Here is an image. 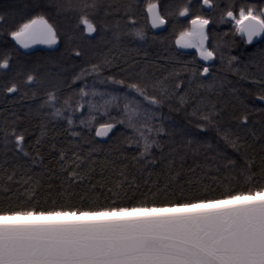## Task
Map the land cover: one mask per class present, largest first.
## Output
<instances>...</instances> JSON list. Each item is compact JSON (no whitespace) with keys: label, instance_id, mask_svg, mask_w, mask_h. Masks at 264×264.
I'll return each instance as SVG.
<instances>
[{"label":"trees","instance_id":"16d2710c","mask_svg":"<svg viewBox=\"0 0 264 264\" xmlns=\"http://www.w3.org/2000/svg\"><path fill=\"white\" fill-rule=\"evenodd\" d=\"M39 2L41 7L36 8L37 0H0V14H5V22L0 23V53L10 52L12 56L8 74L27 82L24 73L36 68L33 74L45 82L42 86L28 82L29 86L22 87L18 93L0 94V125L15 122L19 127H27L28 139L35 144L40 136V125L46 123L36 109L47 91L56 88L63 99L78 95L80 87L85 83L91 86L94 81L95 87L102 90L107 85L100 83L101 78L111 75L126 81L129 77L163 81L167 86L168 102L154 109L159 113L154 122L163 124L165 131L159 136L161 147H154L150 156L141 157L133 145L124 142V137L117 139L113 133L107 140L95 138L94 145L87 144L86 139L95 137V127L88 134L79 125L78 116L76 125L69 132H65L66 121L47 123V137L37 146L42 163L32 164L30 157L25 158L26 163L18 161L11 151L5 153L4 145L0 143V160L4 161L3 169L7 170L6 173L0 170V201L30 202L38 208L53 204L87 206L113 202L131 207L140 206L139 202L147 199V206L151 207L153 199L167 201L199 195L206 186H209L206 189L209 195H216L227 184L225 176L231 179L248 159H253V170L258 169L264 157V101L259 99L264 91L258 84L264 74V57L261 55L264 40L244 43L239 34L234 35L229 20L217 22L226 4L234 3L238 9L241 4L249 3L248 0H213L220 4L218 9H209L193 0L190 10H199L209 18L207 44L219 46V52L223 53V59L218 53L211 64L203 63L196 52L179 49L175 43V37L188 26L187 20L179 18L173 31V24L167 22L171 17L165 15L167 25L164 32L149 30L143 41L128 35L124 25L129 14L143 24L148 0H96L98 6L92 9L97 26L93 37L84 32L83 25L77 27L78 17L74 11L57 7L64 0ZM78 2L80 0H73V3ZM155 2L164 15L165 5L173 0ZM36 14L45 15L56 26L59 39L51 49L22 50L9 35L10 30H14L11 25L13 22L22 23ZM77 51L81 55L77 56ZM231 57L236 59L229 64ZM92 64L103 65L102 77L88 75L73 80L81 69L90 68ZM205 66L209 68L208 73L192 75L191 69ZM194 109L219 114L212 126L197 129L199 135L190 137L182 134L181 129H196L200 115L199 112L193 115ZM80 112L87 115V107L81 108ZM244 112L248 113V121L238 122L235 118ZM111 114L117 115V112L113 110ZM103 122L106 118L98 119L97 125ZM217 128L220 129L219 135ZM120 129L121 126L117 125L116 130ZM226 130L230 138L239 137L237 147H232L223 138ZM81 131L84 138L72 136V132ZM90 147L95 149L92 156L77 161L82 165L77 171L84 175V179L67 178L72 168L60 161L61 149L66 150L65 159L73 161V152L84 156ZM26 150L35 154L31 146ZM61 163H64L63 169ZM13 171L16 175L12 181H7V174ZM27 177L32 180L24 184ZM233 183L239 186L242 182ZM164 206L156 204L158 208Z\"/></svg>","mask_w":264,"mask_h":264},{"label":"snow or ice","instance_id":"6c2138e0","mask_svg":"<svg viewBox=\"0 0 264 264\" xmlns=\"http://www.w3.org/2000/svg\"><path fill=\"white\" fill-rule=\"evenodd\" d=\"M203 4L209 9L220 8V4L213 0H203ZM261 5H264V0L241 4L238 9L234 3H228L221 10L217 22L229 20L234 35L239 34L244 43L251 44L254 38L264 40V6ZM97 6L96 0L91 3L87 0L78 3L64 0L57 5L74 11L78 17L77 27L83 25L86 33L96 31L92 9ZM35 7H41L39 0ZM146 9L143 24L131 13L128 16L124 27L132 38L145 40L149 24L151 28L164 25L165 15L171 17L167 22L173 24V31L179 17L191 15L188 26L175 37V43L184 48H195L204 61L218 53L223 59L219 46L206 44L209 18L199 10L192 12L188 0H173L166 4L164 15L155 0H148ZM4 22L5 14H0V23ZM11 27L14 30H10L9 35L25 49L34 44L54 45L59 39L56 26L43 14L33 15L22 23L13 22ZM76 55L81 53L77 51ZM261 55L264 57V50ZM235 59L231 57L229 64ZM11 61L10 52L0 53V94L18 93L22 87L29 86L28 82L37 86L45 83L33 74L36 68L24 73L27 82L10 76L7 70L12 67ZM102 68L101 64H92L90 68L81 69L73 80L88 75L102 77ZM191 72L195 77L198 72L208 73L209 68H193ZM100 83L107 87L101 90L95 87V81L91 86L85 83L79 88L78 95L63 99L58 89L47 91L36 109L46 123L40 125V136L35 144L28 139L27 127H19L15 122L0 125V143H3L5 153L11 151L18 161L25 163V158L29 157L32 164L42 163L37 146L47 137V123L66 121L65 132H69L76 125L77 116L79 125L88 134L95 127V137H107L110 132L117 139L124 137V142L133 145L141 157L150 156L154 147L160 148L159 136L165 128L163 124L154 122L159 115L154 109L168 102L165 95L167 86L163 81L150 82L140 77H129L126 81L109 75L102 77ZM258 84L264 91V74ZM259 99L264 101V94L259 95ZM85 106L87 115L80 112ZM113 110L117 115L111 114ZM197 112L200 122L196 129H181L182 134L190 137L199 135L197 129L212 126L219 114L212 110L194 109L193 115ZM105 118L106 122L97 125L98 119ZM235 119L246 123L248 113L244 112ZM117 125L121 126L119 131L116 130ZM217 134H220L219 128ZM72 136L84 138V132H72ZM95 137L85 142L94 145ZM223 138L232 147H237L239 137L230 138L226 130ZM28 146L35 150L34 155L26 150ZM94 150L90 147L84 156L73 152L75 160L68 161L65 159L66 150L61 149L60 161L72 168L67 178L84 179V175L77 171L82 166L77 161L87 160ZM3 163L0 160V170L6 173ZM64 163H61L62 169ZM253 167V159H248L231 179L225 176L227 184L216 195H209L206 190L209 186H206L199 195L167 201L153 199L151 207L147 206V199L140 201V206L131 207L113 202L87 206L53 204L48 208H38L30 202L13 204L0 201V264H264V157L257 170L254 171ZM15 175V171L7 174V181H12ZM31 180L32 177H27L23 183L28 184ZM233 181L242 183L237 186ZM157 203L165 206L158 208ZM85 208L87 210H83Z\"/></svg>","mask_w":264,"mask_h":264},{"label":"water","instance_id":"95a60500","mask_svg":"<svg viewBox=\"0 0 264 264\" xmlns=\"http://www.w3.org/2000/svg\"><path fill=\"white\" fill-rule=\"evenodd\" d=\"M146 16H147V9H146ZM179 18L182 19V20H186V19L189 18V15L182 16V17H179ZM149 28H150V30H151L153 33H161V32H164V31L166 30V23H165L164 25L157 26L156 28H151V26H150V24H149ZM206 28H207V26H206ZM94 34H95V32H93V33H87V35H88L89 37H93ZM259 41H261L260 38H254V42H253V43H257V42H259ZM56 44H57V43H56ZM56 44H54V45H46L45 48H48V49L54 48V47L56 46ZM206 44H207V41H206ZM251 44H252V43H251ZM178 47H179V49H182V50L185 49L184 47H182V46H180V45H178ZM200 60H201L203 63H205V64H211L213 59L211 58V59L208 60V61H204L203 58L200 57ZM111 134H112V133L110 132V133H109V136H107V137H95V138H96L97 140L104 141V140H107V139L110 137ZM94 136H95V131H94Z\"/></svg>","mask_w":264,"mask_h":264},{"label":"rangeland","instance_id":"374dc122","mask_svg":"<svg viewBox=\"0 0 264 264\" xmlns=\"http://www.w3.org/2000/svg\"><path fill=\"white\" fill-rule=\"evenodd\" d=\"M191 18L192 17H189L188 19H187V21H189V20H191ZM19 46V45H18ZM46 45L45 44H34V45H31L29 48H27V49H25V48H22V47H20L22 50H25V51H28V50H32V49H34V48H37V47H45ZM186 49H189L190 51H193V52H196V49L195 48H186ZM196 54H197V56L198 57H200L199 55H198V53L196 52Z\"/></svg>","mask_w":264,"mask_h":264},{"label":"flooded vegetation","instance_id":"af4514ba","mask_svg":"<svg viewBox=\"0 0 264 264\" xmlns=\"http://www.w3.org/2000/svg\"><path fill=\"white\" fill-rule=\"evenodd\" d=\"M197 1H200L201 4L204 6V7H208L207 5H204L203 4V0H197ZM189 4H190V8L192 6V3H193V0H188ZM249 3H257V0H248ZM261 6H264V5H261ZM190 17V15H189ZM167 25V24H166ZM253 44V43H252ZM40 48H44V47H40Z\"/></svg>","mask_w":264,"mask_h":264}]
</instances>
